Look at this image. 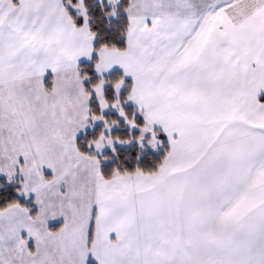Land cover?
Wrapping results in <instances>:
<instances>
[{"label":"snow or ice","instance_id":"snow-or-ice-1","mask_svg":"<svg viewBox=\"0 0 264 264\" xmlns=\"http://www.w3.org/2000/svg\"><path fill=\"white\" fill-rule=\"evenodd\" d=\"M0 264H264V0H0Z\"/></svg>","mask_w":264,"mask_h":264}]
</instances>
